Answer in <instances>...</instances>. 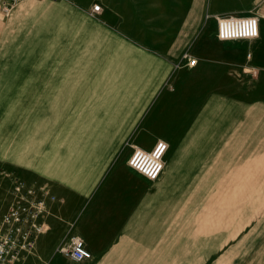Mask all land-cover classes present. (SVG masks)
<instances>
[{"label": "crops", "instance_id": "obj_1", "mask_svg": "<svg viewBox=\"0 0 264 264\" xmlns=\"http://www.w3.org/2000/svg\"><path fill=\"white\" fill-rule=\"evenodd\" d=\"M98 1L99 16L81 26L51 4L65 32L74 33L44 35L49 56L41 72L59 92L27 99L47 104L46 151L35 158L40 114L20 123L29 132L18 126L0 133L7 188L0 214L13 199L14 178L53 196L43 216L47 229L15 264H232L225 244L231 234L217 237V225L228 224L233 177H240L233 149H264L253 137L264 133V0ZM221 15L255 16L257 36L219 39ZM158 141L167 145L162 169L148 179L127 158ZM256 177H264L262 166ZM73 235L89 259L72 261L59 251Z\"/></svg>", "mask_w": 264, "mask_h": 264}, {"label": "rangeland", "instance_id": "obj_2", "mask_svg": "<svg viewBox=\"0 0 264 264\" xmlns=\"http://www.w3.org/2000/svg\"><path fill=\"white\" fill-rule=\"evenodd\" d=\"M51 4L65 7L66 13L77 26L85 25L90 20L94 22L95 17L102 11V9L100 12L91 10L94 4L101 6L98 0H23L6 11L0 7V133L7 129H16L21 126V122L27 121L26 119L36 120L37 115L40 114L38 128L43 131L37 133L34 138L38 143L34 155L37 159L47 148V125L41 115L47 113L46 108H42V104L45 107L47 104L27 99L35 98L36 95L46 100L59 92L51 85L52 83L46 81V75L41 72L46 67L49 56V43L44 35L55 33L54 29L60 31L62 35L66 33L63 17L58 15L57 8ZM71 32L73 36L74 31ZM66 34L72 37L70 32ZM70 40L71 38H69L71 43ZM78 54L79 52L76 54L77 58ZM75 56L72 54L70 59L75 66H78L81 61H75ZM93 57L94 55L92 57L89 55L87 59L91 58L90 61H93ZM90 61L88 64H91ZM65 62L63 58L59 64L63 66ZM59 69L62 68L57 66L56 70H52L51 79L56 80ZM69 71L79 77L80 68L72 67ZM20 97L24 100L21 101ZM21 128L26 132L31 131L27 124ZM255 136L259 142L262 141L264 148V133L253 135L254 138ZM260 151L255 149L232 151L233 173L239 171L240 177H233L231 216L226 219L228 224L217 225V237L223 238L226 233L231 234V241L225 244L232 246L234 255L232 264H258V261L259 264H264V177H256L261 166L264 173V149ZM261 153H263L262 159ZM5 189L7 190L3 185L0 187L1 192ZM253 202H258L259 208H246ZM2 208L3 204H0V212ZM260 217L263 222L259 225L256 222L258 218L261 219ZM221 221L225 220L222 218ZM247 233L248 238L245 237L241 242L240 239ZM216 244L223 246L224 241Z\"/></svg>", "mask_w": 264, "mask_h": 264}, {"label": "built area", "instance_id": "obj_3", "mask_svg": "<svg viewBox=\"0 0 264 264\" xmlns=\"http://www.w3.org/2000/svg\"><path fill=\"white\" fill-rule=\"evenodd\" d=\"M22 0H0L2 10H8ZM93 12L101 7L94 4ZM258 34V21L255 16L221 15L216 17V35L219 39L253 38ZM188 63L192 65L193 59ZM166 143L158 141L150 150L135 148L127 160V164L147 177L154 179L162 169ZM1 172V170H0ZM11 188L13 199L0 214V264H15L17 253L30 248L35 235L44 232L47 224L43 220L46 212L47 199L53 196L42 185L35 181L23 185L14 178ZM1 186V182H0ZM59 251L72 261H83L91 257L83 240L73 235L68 245Z\"/></svg>", "mask_w": 264, "mask_h": 264}]
</instances>
